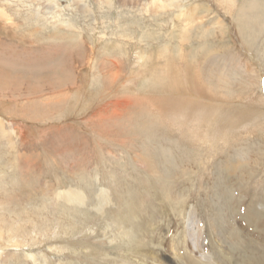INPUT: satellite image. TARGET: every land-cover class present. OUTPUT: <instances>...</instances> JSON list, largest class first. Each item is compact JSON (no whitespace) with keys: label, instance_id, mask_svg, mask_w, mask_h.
I'll list each match as a JSON object with an SVG mask.
<instances>
[{"label":"rangeland","instance_id":"1","mask_svg":"<svg viewBox=\"0 0 264 264\" xmlns=\"http://www.w3.org/2000/svg\"><path fill=\"white\" fill-rule=\"evenodd\" d=\"M127 262L264 264V0H0V264Z\"/></svg>","mask_w":264,"mask_h":264},{"label":"bare ground","instance_id":"2","mask_svg":"<svg viewBox=\"0 0 264 264\" xmlns=\"http://www.w3.org/2000/svg\"><path fill=\"white\" fill-rule=\"evenodd\" d=\"M153 1H155V0H153ZM158 1V0H157ZM72 194V196L73 197H75V194H73V193H71ZM80 196V195H79ZM63 197V196H62ZM64 198V197H63ZM84 198V197H83ZM81 199L80 198V201L81 202H83V200L84 199ZM72 199V198H71ZM73 200V199H72ZM73 201H75V200H73ZM104 201V200H103ZM76 202V201H75ZM78 202V201H77ZM104 203V202H103ZM83 204V203H82ZM81 204V205H82ZM105 204V203H104ZM75 205H76V203H75ZM101 205V204H100ZM187 216L185 217L187 220H186V230L188 231L187 232V237H189V238H191V243H189V246L191 247V246H193L194 244H198V239H199V237H202L201 235H199L198 233H196L195 231H196V224L198 225V218H197V216H196V213H195V210L194 211H192L190 214H186ZM195 223V224H194ZM198 227V226H197ZM199 227H200V224H199ZM200 229V228H199ZM200 231V230H199ZM109 241H110V243H113L114 242V240H112V236H111V234H110V239H109ZM117 241V240H116ZM201 242V241H200ZM201 244V243H200ZM111 245V244H110ZM176 246V245H175ZM175 246H174V244H173V250L175 249ZM201 249H204L205 247H204V245L202 244V245H198ZM177 248V247H176ZM193 248V247H192ZM195 249V248H194ZM172 251V250H171ZM199 251H201V250H199ZM176 252V251H175ZM174 252V253H175ZM127 264H130V263H128L127 262Z\"/></svg>","mask_w":264,"mask_h":264}]
</instances>
